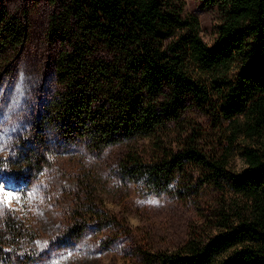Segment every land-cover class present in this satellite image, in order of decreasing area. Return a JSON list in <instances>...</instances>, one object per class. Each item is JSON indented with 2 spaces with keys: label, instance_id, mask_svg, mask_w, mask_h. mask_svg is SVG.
Segmentation results:
<instances>
[{
  "label": "trees",
  "instance_id": "16d2710c",
  "mask_svg": "<svg viewBox=\"0 0 264 264\" xmlns=\"http://www.w3.org/2000/svg\"><path fill=\"white\" fill-rule=\"evenodd\" d=\"M48 2L55 85L1 167L29 185L75 148L127 144L114 167L122 182L149 196L212 197L201 228L174 249L139 250L138 264H264V0H202L217 20L212 44L179 0ZM29 29L25 11L0 6V81ZM72 210L63 245L102 218ZM34 240L5 212L0 264L40 261Z\"/></svg>",
  "mask_w": 264,
  "mask_h": 264
},
{
  "label": "rangeland",
  "instance_id": "374dc122",
  "mask_svg": "<svg viewBox=\"0 0 264 264\" xmlns=\"http://www.w3.org/2000/svg\"><path fill=\"white\" fill-rule=\"evenodd\" d=\"M179 1L186 16L198 19L203 39L212 44L215 14L202 0ZM0 6L12 13L25 11L30 23L29 39L20 57L0 81V163L7 164L15 158L17 139L54 88L58 46L44 36L52 10L48 0H0ZM125 150L124 143L100 155L75 148L29 185L14 181L10 167L3 169L0 164V188L4 189L0 191V220L5 212L14 211L32 229L34 245L41 253V260L32 264H138L139 250L174 249L202 227L211 195L181 201L140 193L114 172ZM237 162L241 166L239 159ZM73 207L80 212L95 210L102 218L88 222L80 239L63 245L60 241H64Z\"/></svg>",
  "mask_w": 264,
  "mask_h": 264
},
{
  "label": "snow or ice",
  "instance_id": "6c2138e0",
  "mask_svg": "<svg viewBox=\"0 0 264 264\" xmlns=\"http://www.w3.org/2000/svg\"><path fill=\"white\" fill-rule=\"evenodd\" d=\"M0 191H4V189L3 188H0ZM7 195H8L9 198H11L12 193L11 192H8Z\"/></svg>",
  "mask_w": 264,
  "mask_h": 264
}]
</instances>
